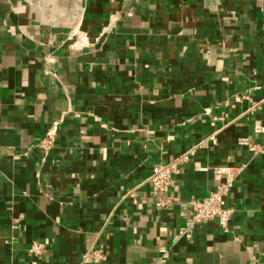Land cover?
I'll return each instance as SVG.
<instances>
[{
    "label": "crops",
    "instance_id": "1",
    "mask_svg": "<svg viewBox=\"0 0 264 264\" xmlns=\"http://www.w3.org/2000/svg\"><path fill=\"white\" fill-rule=\"evenodd\" d=\"M0 264H264V0H0Z\"/></svg>",
    "mask_w": 264,
    "mask_h": 264
},
{
    "label": "built area",
    "instance_id": "2",
    "mask_svg": "<svg viewBox=\"0 0 264 264\" xmlns=\"http://www.w3.org/2000/svg\"><path fill=\"white\" fill-rule=\"evenodd\" d=\"M258 105L259 104H255ZM55 132L53 130L48 131L44 137L40 140L39 146L44 151L49 149L54 141ZM189 153H184L176 156L163 163L157 164L151 168L150 173L146 177L145 181L155 187L158 191L159 205H164L163 202L165 191L173 184V175L179 169L181 165L187 160ZM229 191V185L227 183L221 184L208 196L204 198H190L186 205L191 211V216L179 229L178 236L189 234L193 227L206 223L208 221H216L223 229L227 228L228 222L232 216L233 209L225 206L224 200ZM129 195H132L129 192ZM43 244L39 242H33L29 248V253L36 256L41 253ZM83 258H89L93 263H99L103 256L100 249L90 248L84 252Z\"/></svg>",
    "mask_w": 264,
    "mask_h": 264
}]
</instances>
